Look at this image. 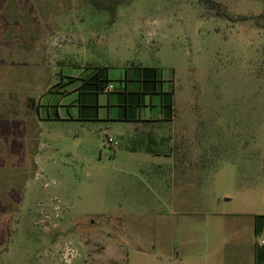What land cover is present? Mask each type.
<instances>
[{
	"label": "rangeland",
	"instance_id": "obj_1",
	"mask_svg": "<svg viewBox=\"0 0 264 264\" xmlns=\"http://www.w3.org/2000/svg\"><path fill=\"white\" fill-rule=\"evenodd\" d=\"M132 64L175 81V161L55 120L62 79ZM261 213L264 0H0V264H252Z\"/></svg>",
	"mask_w": 264,
	"mask_h": 264
},
{
	"label": "crops",
	"instance_id": "obj_2",
	"mask_svg": "<svg viewBox=\"0 0 264 264\" xmlns=\"http://www.w3.org/2000/svg\"><path fill=\"white\" fill-rule=\"evenodd\" d=\"M104 67L107 68L109 85L114 88L109 90L108 85L105 91L98 95L79 91L81 79L91 71L61 80L62 87L58 91L63 97L58 103L55 120L100 124L105 129L108 143L109 139L113 140L110 147L123 149L132 156L144 154L163 161L166 158L175 161L176 149H181V145L177 144V133H172L177 121L174 79L166 77L163 69L158 66L132 64L125 68ZM145 67L157 68L158 73L148 71L144 78L142 68ZM144 83L150 90L149 94L146 92L141 98L139 94L143 91ZM72 94L75 98L66 102ZM63 107L66 108V114L62 115ZM69 107L75 108V111L71 112ZM109 132L113 134L108 136ZM257 215L264 216V213ZM256 222L255 219V234ZM261 224V231L256 234L259 241H250L249 245L252 264H264V219Z\"/></svg>",
	"mask_w": 264,
	"mask_h": 264
},
{
	"label": "trees",
	"instance_id": "obj_3",
	"mask_svg": "<svg viewBox=\"0 0 264 264\" xmlns=\"http://www.w3.org/2000/svg\"><path fill=\"white\" fill-rule=\"evenodd\" d=\"M126 1L127 0H91V6L97 12L107 13L111 17V21L113 22L115 21L117 17V12H118L119 7L124 5ZM213 5L214 4H212V6ZM215 8H218L219 16H226L225 14L222 13V9L220 6L216 5ZM249 18L250 17H242L240 19L248 20ZM257 19L259 20V17ZM257 24H259V21H257ZM142 70L144 72V78H145L146 72L148 71H154L155 73H158L157 68L145 67V68H142ZM89 71L91 72L87 74L85 78L81 79L82 84L79 88V91L82 93H90V94H96V95L103 93L106 87L110 83L108 73H107V68L104 66L103 67L102 66H92V67L87 68L86 72L88 73ZM142 90H143L142 93L139 94L141 98H143V96L147 94L146 92H148L150 88H148L146 84L144 83ZM34 111H35V114H37L38 108L35 107ZM262 219H264V216H260V215L256 216V221H257L256 222V234H259L261 231V227H262L261 220Z\"/></svg>",
	"mask_w": 264,
	"mask_h": 264
},
{
	"label": "built area",
	"instance_id": "obj_4",
	"mask_svg": "<svg viewBox=\"0 0 264 264\" xmlns=\"http://www.w3.org/2000/svg\"><path fill=\"white\" fill-rule=\"evenodd\" d=\"M108 88H109V90H112L114 88V86L113 85H109ZM112 142H113V140L109 139V144H112Z\"/></svg>",
	"mask_w": 264,
	"mask_h": 264
}]
</instances>
